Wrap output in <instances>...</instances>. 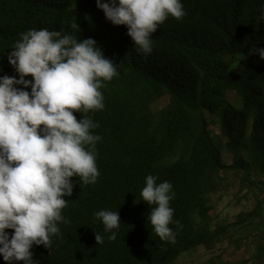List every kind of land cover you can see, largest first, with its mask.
<instances>
[{
  "label": "trees",
  "instance_id": "16d2710c",
  "mask_svg": "<svg viewBox=\"0 0 264 264\" xmlns=\"http://www.w3.org/2000/svg\"><path fill=\"white\" fill-rule=\"evenodd\" d=\"M181 3L185 16H169L144 54L96 0H0V76L19 79L7 57L32 29L94 39L118 66L100 89L104 108L86 114L102 137L100 175L89 185L71 178L62 213L68 223L58 224L50 248L33 245L35 264H172L200 244L214 254L212 264H230L224 256L243 250L250 257L237 264H264V59L254 52L264 49V0ZM163 97L169 104L158 105ZM148 175L172 185L174 243L147 220L154 206L140 192ZM219 194L244 200L234 221L220 218ZM116 207L121 223L112 241L95 213Z\"/></svg>",
  "mask_w": 264,
  "mask_h": 264
},
{
  "label": "clouds",
  "instance_id": "9594fccd",
  "mask_svg": "<svg viewBox=\"0 0 264 264\" xmlns=\"http://www.w3.org/2000/svg\"><path fill=\"white\" fill-rule=\"evenodd\" d=\"M96 5L113 25L127 27L144 54L151 53V36L169 16L178 21L185 16L181 0H96ZM11 49L8 62L19 79L0 76V256L6 264H35L33 245L50 248L52 237L60 235L58 224L68 223L62 213L73 194L71 178L89 185L100 175L96 144L102 137L93 134L99 124L86 114L104 108L100 89L118 75V66L94 39L77 40L61 31L28 30ZM254 52L264 59V49ZM156 181L148 175L140 197L154 206L147 220L155 234L174 243L175 193L171 183ZM95 216L114 241L118 212L100 210ZM95 240L104 243L98 232Z\"/></svg>",
  "mask_w": 264,
  "mask_h": 264
},
{
  "label": "rangeland",
  "instance_id": "374dc122",
  "mask_svg": "<svg viewBox=\"0 0 264 264\" xmlns=\"http://www.w3.org/2000/svg\"><path fill=\"white\" fill-rule=\"evenodd\" d=\"M169 104V100L167 97L161 98V100H158V105H166ZM219 199L217 208H218V214L220 215V218L225 219L227 222L234 221L236 219V215L238 212L245 210V202L244 200H241L240 202H237L236 198L233 197L231 194L229 195H217V198ZM139 198L135 199L134 202L138 201ZM119 208H114L113 212L117 211ZM205 244H200L195 247H191L183 252H181L172 262V264H212L211 257L214 256V254L205 252ZM218 254V253H217ZM221 254V253H220ZM250 257L249 251L243 250L239 253H236L234 256L225 255L224 258L229 260L230 264H237L242 261H245L247 258Z\"/></svg>",
  "mask_w": 264,
  "mask_h": 264
}]
</instances>
